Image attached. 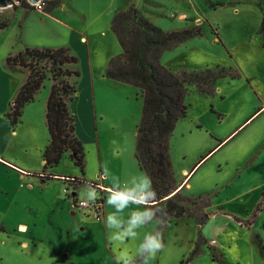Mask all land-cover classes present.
<instances>
[{
  "label": "rangeland",
  "instance_id": "obj_1",
  "mask_svg": "<svg viewBox=\"0 0 264 264\" xmlns=\"http://www.w3.org/2000/svg\"><path fill=\"white\" fill-rule=\"evenodd\" d=\"M60 4L45 21L41 15L45 9L28 13L21 9L8 19L6 13L20 8V3L0 9V17L9 21L0 30V264H118V260L119 264H264V204L255 211L260 202L254 203L264 186V108L252 116L253 105L260 109L264 102L260 33L264 0H61ZM133 5L163 32L200 29L201 34L163 52V67L173 73L222 70L212 92L187 85L186 115L169 138V158L176 184L190 173L185 195L208 197L213 208L238 213L242 221L251 222L250 227L230 219L229 226L222 227V220L215 217L204 226L186 216L163 220L158 208L138 200L121 212L107 203L111 192L128 190L135 196L138 181L147 177L135 160L142 98L136 96V88L104 75L111 59L106 58L121 53L111 22ZM78 32L89 44L80 42ZM26 43L59 46L77 60L68 66L78 72L69 80L76 89L70 109L83 150V173L69 150L57 164L44 167L49 134L43 99L50 79L24 105L16 124L7 118L14 79L25 73L21 68L18 73L9 70L5 60ZM44 175L51 177L41 179ZM90 189H95L97 200L87 199ZM72 194L77 195L76 203L98 201L102 220L94 218L92 207L74 206ZM146 208L154 213L153 220L145 218L144 226L134 228V238L117 240L115 235L134 218L132 212ZM113 212L121 221L119 228L106 227L105 219ZM202 230L207 243L190 258ZM157 231L162 249L154 257L141 255L145 235ZM210 240L217 245L212 247Z\"/></svg>",
  "mask_w": 264,
  "mask_h": 264
},
{
  "label": "trees",
  "instance_id": "obj_2",
  "mask_svg": "<svg viewBox=\"0 0 264 264\" xmlns=\"http://www.w3.org/2000/svg\"><path fill=\"white\" fill-rule=\"evenodd\" d=\"M19 3L22 9H33L26 0H20ZM59 3L60 0H49L45 11H51ZM8 25V20L0 17V30ZM111 30L118 40L121 53L109 60L104 75L133 86L142 98V117L135 136V160L156 191V199L150 204L157 206L163 220L186 216L196 219L202 225L208 218L206 210L210 200L204 197L189 198L177 190L168 142L176 122L186 115L187 108L183 100L187 85L194 84L200 91L212 92L222 70L216 68L173 73L160 64L165 50L201 34L199 28L163 32L145 19L133 5L115 14ZM212 33L220 42L217 30L212 29ZM260 33L264 39V18L260 23ZM76 63V58L65 48L25 47L17 54L8 56L5 60L7 68L13 72L17 68L24 69L27 78L12 101L7 118L11 125L16 124L24 105L32 102L43 87L44 80L50 79L45 112L49 142L43 154L44 167L57 164L61 154L69 150L70 158L83 173V150L75 135L76 116L70 109L76 89L69 80L72 76L77 77L78 72L68 66ZM262 204L264 200L255 211ZM233 219L244 227H250L249 220ZM198 252L199 244H196L190 258Z\"/></svg>",
  "mask_w": 264,
  "mask_h": 264
},
{
  "label": "clouds",
  "instance_id": "obj_3",
  "mask_svg": "<svg viewBox=\"0 0 264 264\" xmlns=\"http://www.w3.org/2000/svg\"><path fill=\"white\" fill-rule=\"evenodd\" d=\"M136 195L132 194V191L128 190H119L115 192H111L108 196L107 203L113 206L116 212H121L124 208L129 205L130 201H139L140 203L144 202H152L156 199V191L151 185V181L148 177H143L138 181L135 188ZM98 198V194L95 189L88 190L87 199L89 201H95ZM116 212L109 214L106 219V227L108 228H119L121 221L117 220ZM154 213L146 208L143 211H134L132 212L133 219H130L128 222L129 226L122 232H119L115 235L117 240L123 241L125 237H135L137 234L133 231L134 228L142 227L145 223V218L151 222L152 216ZM163 247L162 237L160 232L149 233L145 235L143 243H141L139 252L144 256H152L160 251ZM119 264V260H118ZM131 264V261L128 262Z\"/></svg>",
  "mask_w": 264,
  "mask_h": 264
},
{
  "label": "crops",
  "instance_id": "obj_4",
  "mask_svg": "<svg viewBox=\"0 0 264 264\" xmlns=\"http://www.w3.org/2000/svg\"><path fill=\"white\" fill-rule=\"evenodd\" d=\"M48 1V0H47ZM60 2H61V0H60ZM221 5H223V3L221 4ZM62 7V4H60L59 3V5H58V7ZM22 8H17L16 10H14V11H12V12H7L6 13V18L8 19V16L11 14V13H15V15L17 14V12H19L20 10H21ZM64 9H66V8H64ZM25 13H28V11L27 10H25V9H22ZM51 12V13H50ZM53 12L54 11H49V12H47V11H44L43 12V14H41L42 15V17H43V21H45L46 19H50L51 18V15L53 14ZM9 22V21H8ZM9 26V25H8ZM6 29V28H5ZM79 33V32H78ZM80 37H79V40H80V42H84V43H87V44H89V39L87 38V37H84L81 33H79L78 34ZM113 36H114V34H112ZM114 39H115V41L117 42L118 40H116V36H114L113 37ZM119 45V43L117 42V46ZM43 45H38V44H31V43H26L20 50H18V52L19 51H21V50H23L25 47H31V48H33V47H35V48H44V47H42ZM88 46L89 45H87V48H88ZM120 46V45H119ZM47 48H51V49H57V48H61V47H59V46H56V47H47ZM17 52V53H18ZM17 53H15V54H17ZM14 54V55H15ZM9 56H13V55H9ZM110 58H113V57H107L106 58V61L108 62V60L110 59ZM106 64L104 63V66H105ZM107 67V66H106ZM106 69V68H105ZM104 69V70H105ZM102 70H103V68H102ZM170 70V69H169ZM17 71H19V70H17ZM22 72H24L25 74H24V76H22V78H19V77H16L15 79H14V82H15V84H14V87H13V89H12V93H11V95H10V100H14V98L16 97V95H17V93H18V90L20 89V87L24 84V82H25V80H26V78H27V71L26 70H21ZM171 71V70H170ZM22 72H19V73H22ZM102 72V71H101ZM15 73H18V72H15ZM128 85V84H127ZM124 86H126V85H124ZM127 87H131V88H134L133 86H127ZM130 89V88H129ZM49 92H50V90H49ZM49 92L48 93H46L45 94V96H44V101H43V103H44V112H43V114H44V116H45V112H46V103H47V98H48V95H49ZM136 96L137 97H139V92H138V90H136ZM259 96H260V94H259ZM140 98V97H139ZM260 99H261V96H260ZM30 103V102H29ZM28 104V103H27ZM264 108V102L262 103V107L260 108V109H255V105H253V114H252V116L253 115H256L261 109H263ZM258 111V112H257ZM219 144H221V142L219 143ZM1 159V158H0ZM2 160V159H1ZM203 159H201V161H202ZM43 163H45L44 162V160H43ZM184 173L186 174L187 172L186 171H184ZM190 175V173L189 174H187L185 177H184V179H183V181L180 183V184H177L178 185V191L180 192V193H182L184 196H186V197H189V196H187V195H185L184 194V190H185V188L188 186V182H189V180H187V178H188V176ZM40 174H38V177L40 178ZM45 176V175H44ZM43 176V177H44ZM54 176H56V175H54ZM49 177H51V175H48V176H45L44 178H41V179H46V178H49ZM187 180V181H186ZM95 186H97L96 184H95ZM76 196L77 195H75V194H72V199H75L72 203H73V205L74 206H77V203H76ZM258 198H257V200L256 201H254V203L255 202H262V200H264V186L258 191ZM190 198V197H189ZM206 198H208V197H206ZM209 200H210V198H209ZM80 202V201H79ZM259 203V204H260ZM148 204H150V203H148ZM78 207V206H77ZM149 207H152L153 209H155L157 206L156 205H153L152 203L150 204V206ZM80 208V207H79ZM98 210V209H97ZM99 212L101 211V208H99V210H98ZM206 213H208V218L206 219V221L209 219V217L211 218H213V217H215V218H217V219H220V220H222V222H221V224H223V226L222 227H224V226H229V224L228 223H226V222H228V219H230L231 221H234V219H233V217L234 218H236V219H239V220H243L240 216H239V214L238 213H227V212H224L221 208H218V209H215V208H213L212 207V204H211V202H210V206L208 207V209L206 210ZM182 217H184V216H182ZM173 218V217H172ZM102 220V218L100 217V219L98 220V221H101ZM248 221V220H247ZM235 223H237L236 221H234ZM198 225H200L199 223H198ZM20 226H23V227H25L26 228V225H24V224H19V226L18 227H20ZM200 226H204L203 224L202 225H200ZM242 227V226H241ZM219 230V229H218ZM219 231H221V230H219ZM217 233H218V231H217ZM205 238H207V235H206V233L202 230V231H198V236H197V243L198 244H200L199 245V252H200V246L203 244V243H207V240L205 239ZM212 240H210V242H211ZM196 244V243H195ZM217 245V242L215 241V243L212 245V247L213 246H216ZM195 248V247H194ZM198 252V253H199Z\"/></svg>",
  "mask_w": 264,
  "mask_h": 264
},
{
  "label": "built area",
  "instance_id": "obj_5",
  "mask_svg": "<svg viewBox=\"0 0 264 264\" xmlns=\"http://www.w3.org/2000/svg\"><path fill=\"white\" fill-rule=\"evenodd\" d=\"M46 1L47 0H38L35 4H30L31 7L34 9V10H37V11H44L45 7H46ZM69 181H72V179H70ZM75 181V180H73ZM98 202V201H97ZM95 202V203H92V204H87L86 202L84 201H80L77 203V206L80 207V208H87V207H92L94 209V218L99 220L100 219V214H99V206H98V203ZM98 209V210H97ZM215 243V241H211V245H213Z\"/></svg>",
  "mask_w": 264,
  "mask_h": 264
},
{
  "label": "water",
  "instance_id": "obj_6",
  "mask_svg": "<svg viewBox=\"0 0 264 264\" xmlns=\"http://www.w3.org/2000/svg\"><path fill=\"white\" fill-rule=\"evenodd\" d=\"M20 0H0V9L12 7L15 3H19ZM38 0H27L30 4H35Z\"/></svg>",
  "mask_w": 264,
  "mask_h": 264
}]
</instances>
